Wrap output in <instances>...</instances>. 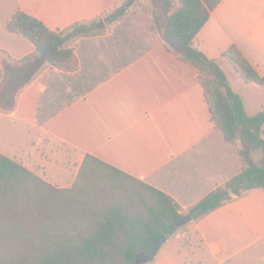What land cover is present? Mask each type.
<instances>
[{
    "label": "crops",
    "instance_id": "obj_1",
    "mask_svg": "<svg viewBox=\"0 0 264 264\" xmlns=\"http://www.w3.org/2000/svg\"><path fill=\"white\" fill-rule=\"evenodd\" d=\"M125 1L0 0V57L10 67L1 71L0 60V83L9 84L0 92L8 100L0 106V154L58 188L69 187L91 155L169 195L186 213L242 171L239 144L225 141L211 120L199 70L161 38L150 0L103 21ZM200 1L209 18L194 47L221 59L235 46L264 78V0ZM18 10L56 32L93 20L104 31L69 43L75 70L44 64L13 94L25 56L34 53L28 39L5 27ZM244 88L263 106L264 82L242 84L240 95ZM189 229L200 246H184L176 232L158 264H264V189L231 197Z\"/></svg>",
    "mask_w": 264,
    "mask_h": 264
},
{
    "label": "trees",
    "instance_id": "obj_2",
    "mask_svg": "<svg viewBox=\"0 0 264 264\" xmlns=\"http://www.w3.org/2000/svg\"><path fill=\"white\" fill-rule=\"evenodd\" d=\"M136 1L126 0L103 21L119 20ZM150 2L161 38L179 59L199 70L211 120L225 141L239 144L242 171L188 210L196 220L231 199L230 192L240 196L264 189V108L249 114L238 92L242 84H261L264 78L235 46L221 59H209L194 47L209 18L200 0ZM97 24L98 20L76 22L56 32L36 17L16 11L5 27L28 39L34 53L25 56L20 81L12 82L13 93L44 64L75 70L77 59L69 43L103 33ZM256 150L262 153L259 163L251 157ZM102 166L87 155L74 182L58 188L0 154V264H134L135 255L161 233L169 237L178 231L175 223L184 212L169 195Z\"/></svg>",
    "mask_w": 264,
    "mask_h": 264
},
{
    "label": "rangeland",
    "instance_id": "obj_3",
    "mask_svg": "<svg viewBox=\"0 0 264 264\" xmlns=\"http://www.w3.org/2000/svg\"><path fill=\"white\" fill-rule=\"evenodd\" d=\"M139 5L142 6L143 10L148 11L149 10V3H145V2H141L139 3ZM2 60V66H1V71L5 72L6 71V64H8L7 62V58L5 56H1L0 57ZM6 82L2 81L0 83V92L2 90H7V86H6ZM13 93V91H12ZM14 94V93H13ZM241 95L244 98V102L246 105V108L249 112H256L262 109V107L264 106V104H262L263 106H260V104H258V100H256L257 98L251 93V91L248 88H244L241 90ZM8 100H6L4 97H2L0 95V106H5ZM262 156V153L260 150H256L253 151L251 153V157L253 159L254 162L259 163L260 162V158ZM190 226V222L186 223L185 225L176 228L178 231V233L183 234L182 238H183V245L184 246H190V247H199V243L196 239V237L194 236V234L192 232H190L189 229ZM171 242H172V238H170L168 241H166L165 243L162 244L161 248L159 249L158 254L156 255V257L151 260L150 262L144 263V264H158L159 258L161 256L162 253H164L165 251H167L168 249H170L171 246ZM189 264H193L192 261H190Z\"/></svg>",
    "mask_w": 264,
    "mask_h": 264
},
{
    "label": "water",
    "instance_id": "obj_4",
    "mask_svg": "<svg viewBox=\"0 0 264 264\" xmlns=\"http://www.w3.org/2000/svg\"><path fill=\"white\" fill-rule=\"evenodd\" d=\"M104 24L101 23V26ZM231 197L236 196L235 193L230 192L228 194ZM192 220V216L190 213L186 212L184 213L175 223V228H179L186 223L190 222ZM168 239V236L161 233L157 238H155L147 247L144 249L140 250L134 258V264H144L147 262H150L153 260L159 251L160 247L162 246L163 243H165Z\"/></svg>",
    "mask_w": 264,
    "mask_h": 264
}]
</instances>
